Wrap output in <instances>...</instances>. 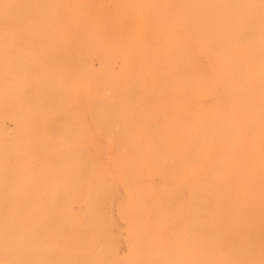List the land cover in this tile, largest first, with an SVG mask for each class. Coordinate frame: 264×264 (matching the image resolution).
Masks as SVG:
<instances>
[{"label": "rangeland", "instance_id": "obj_1", "mask_svg": "<svg viewBox=\"0 0 264 264\" xmlns=\"http://www.w3.org/2000/svg\"><path fill=\"white\" fill-rule=\"evenodd\" d=\"M80 1L81 20L90 32L109 37L110 47L113 38H123L125 46L109 48L113 59L105 63L114 74L124 58L130 64L148 58L163 69V43H170L163 38V0H149L146 16L128 6L139 0ZM23 2L22 19L37 20L39 0ZM61 4V18L70 21V3ZM130 30L142 33V39H130ZM21 42L26 46L25 36ZM41 43L52 42L45 37ZM5 44L9 50L10 38ZM72 49L75 55L71 49L69 56V50L54 54L64 66L41 58L21 67L8 60L0 69V264H264L260 172L251 164L240 165L241 172L229 166L237 193L244 182L240 208L210 210L204 204L207 187L222 191L226 186L223 172H212L227 140L226 129L220 128L227 116V85L220 86L217 75L227 66L225 52L216 47L198 55L212 86L204 98L212 109L202 144L208 159L204 162L203 153L194 165L197 152H192L188 165L181 166L135 151L124 135L114 146L104 127L102 55L91 52L93 66L83 67ZM150 103L147 115L154 110ZM166 130L158 114L139 117L130 126L132 133H147L154 141ZM208 172L215 174L214 183L199 193L197 182Z\"/></svg>", "mask_w": 264, "mask_h": 264}, {"label": "bare ground", "instance_id": "obj_2", "mask_svg": "<svg viewBox=\"0 0 264 264\" xmlns=\"http://www.w3.org/2000/svg\"><path fill=\"white\" fill-rule=\"evenodd\" d=\"M163 1V38H169L170 43H163L161 71L157 68L159 64L153 67L148 58L138 59L133 64L124 58L119 73L114 74L105 63L113 59L109 56V48L125 46L121 42L123 38H113L110 47L107 44L109 37L97 31L90 32L88 25L81 20L80 0H39L40 12L34 21L22 19L23 0H0V69L7 67L8 60L17 65L15 67H21L33 65L41 58L51 59L55 66H64L56 61L54 54L66 55L69 49L74 53L72 48L79 55L81 66L91 67V52L97 51L102 55L106 78L104 127L107 136L115 142L114 146L118 137L124 135L130 147L135 151L151 152L157 162L185 166L191 161L189 153L197 152L193 156L196 157L194 165H197L203 153L204 162L208 159V152L202 144L211 128L212 116V109L205 107L204 100L211 93L212 86L208 82L211 79H207L209 71L200 65L198 55L202 52L210 54L216 47L220 48L228 58L227 66L217 72L219 85L222 86L223 81L227 85V116L226 121L220 120V128L224 126L226 129L227 140L224 149L220 148L216 155L217 164L212 172H223L221 177L222 181L226 180V186L222 187L224 195L217 188L207 187L208 196L204 204L210 210H236L242 205L244 182L240 181L237 193L229 175V166L235 165L241 172L245 169L241 166L251 164L260 172L264 188V0ZM63 2L70 3L72 7L70 21L61 18L65 15L60 7ZM128 6L135 13L146 16L150 4L149 0H139L128 2ZM129 32L130 39H142L143 34L139 31ZM23 36L26 37V46L21 42ZM45 37L52 43L42 47L41 41ZM6 38H10L9 50ZM193 39L196 41L192 42ZM132 48L139 52L137 46ZM71 50L67 52L68 56ZM7 52L13 57L7 59ZM242 52L248 61L243 60ZM149 99L154 110L147 115ZM156 114L165 119L167 126L159 140L154 141L147 133L130 131L131 121ZM178 136L183 138L177 139ZM171 151H175L174 154L166 155ZM219 162L224 170H219ZM201 176L196 181L197 192L205 193L206 185L214 183L216 176L209 172ZM208 203H211V208H208ZM261 206L264 210V203Z\"/></svg>", "mask_w": 264, "mask_h": 264}]
</instances>
